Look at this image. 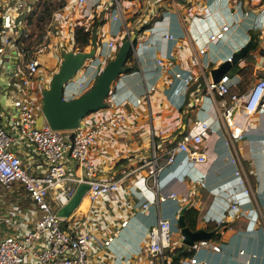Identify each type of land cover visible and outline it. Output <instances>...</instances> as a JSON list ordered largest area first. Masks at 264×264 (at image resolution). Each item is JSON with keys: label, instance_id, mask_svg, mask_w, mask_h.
<instances>
[{"label": "crops", "instance_id": "crops-1", "mask_svg": "<svg viewBox=\"0 0 264 264\" xmlns=\"http://www.w3.org/2000/svg\"><path fill=\"white\" fill-rule=\"evenodd\" d=\"M10 1L8 5L13 4ZM94 1L87 0L86 9L68 5L60 10L53 25L59 36L51 35L52 47L39 55L46 85L59 71L66 54L93 53L67 84L64 94L67 100L88 92L106 64L116 57L123 41L129 38L119 34L123 26L120 20H113L111 0H102L106 3L100 5H94ZM30 11L29 5L26 12ZM135 11L129 4L126 13L134 15ZM132 22L133 48L125 63L129 69L113 82L104 110L84 119L90 123L93 116L106 112L130 116L125 125L101 137L92 149L100 178L124 176L125 179L114 193L95 200L86 195L64 220V226L71 232H89L97 237L92 243L94 264H162L161 259L148 252L149 231L160 219L173 223V240L166 250L165 264H191L194 255L207 264H264V106L248 117L237 113L234 126L229 127L221 117L217 96L205 92L207 81L214 80L212 71L248 43L249 50L236 63L232 62L226 72L231 78V88L237 93L248 91L264 76V0H201L200 3L195 0L192 8L181 7L179 13L168 14L156 24L146 22L139 27L136 21ZM225 24L231 25L227 36L209 43V33ZM78 28L91 33L89 43L75 50ZM166 32L175 33L179 40L165 39ZM111 38L117 45L112 53L108 47ZM204 46L208 49L201 56L200 65H191L192 55ZM19 60L18 52L13 50L7 61L9 65L0 70V120L4 124L9 118L5 91L12 74L8 69L13 62L14 72ZM176 71L191 76L193 83L187 86L176 79ZM80 83H85L84 88L80 89ZM47 89L42 90L43 95ZM140 98L142 101L138 103ZM200 120L209 121L214 129L202 145L207 161L194 162L188 153L179 152L175 162L166 165L159 174L158 192L148 189L146 178L153 170L149 161L154 152L159 162H163L168 150L185 134L198 131ZM235 128L242 135L232 138ZM232 156L239 158L249 193L238 185L235 166L230 161ZM69 167L72 175L84 174L74 159L69 160ZM173 192L178 194V199L156 202L158 195L169 196ZM16 199V204L23 202L22 197ZM147 202L150 205L144 207ZM232 203H237L238 208L230 209ZM26 205L0 206L2 236L12 232L7 216ZM182 209L187 225L191 223L193 230L210 233L207 239L220 245L221 251L205 247L195 252L183 243L178 225ZM190 209L188 220L186 211ZM126 219L129 222L123 227ZM15 227L24 230V221L20 220ZM111 235L113 241L105 246L103 241ZM242 250L244 254L240 253Z\"/></svg>", "mask_w": 264, "mask_h": 264}, {"label": "built area", "instance_id": "built-area-1", "mask_svg": "<svg viewBox=\"0 0 264 264\" xmlns=\"http://www.w3.org/2000/svg\"><path fill=\"white\" fill-rule=\"evenodd\" d=\"M29 1L13 0V4L8 5L10 4L8 0H0V70L6 69L9 65L7 61L11 58L13 50L18 52L20 58L8 79L5 91L9 103L7 111L9 118L6 124L0 120V186L9 187L11 194L27 200L26 206L11 211L7 216L9 224L12 225V232L4 236L0 234V264H94L91 260L94 255L92 243L97 237L89 232H71L64 226L66 218L59 216L58 211L70 201L81 183L90 184L86 195L93 200L119 189L125 177L100 178L98 176L100 168L92 159V149L101 137L125 125L130 116L106 112L90 117V123H85L87 115L79 127L69 130L55 129L46 119L41 126L37 125L38 118L44 114L42 90L45 88L39 55L52 47L51 35L58 36L59 32L49 29L38 45L31 48L25 45L22 38L28 20L25 12ZM194 1L111 0L115 11L113 20H120L122 23L123 28L119 34L124 33V37L132 38L131 22L135 17L134 21L139 27L146 22L156 24L164 20L168 14L179 13L181 7L192 8ZM104 3L106 2L102 0L94 1V5ZM86 4L87 0H66V6H82L86 9ZM129 4L136 8L134 15L126 13ZM230 30L231 25L225 24L220 29L212 31L208 35L209 43L223 40ZM163 36L173 41L180 38L172 32H166ZM108 47L111 53L116 50L114 38L108 41ZM207 49L208 47L204 46L197 54H193L190 59L191 65H200L201 56L207 53ZM228 61H232V56ZM158 62L163 63L161 59H158ZM174 74L176 79L184 81L187 86L193 83V78L182 71H176ZM230 80V75L225 73L217 81H207L205 92L217 96L222 119L229 127H233L237 113L248 117L264 106V76L260 77L248 91L241 93L233 92ZM84 86L85 83H80V89ZM154 89L155 86H152L151 90ZM141 101V98L137 100L138 103ZM197 124L198 131L194 134H185L178 144L168 150L163 162H159V157L154 152L149 161L153 164V170L146 178L148 189L158 192L159 174L166 165L175 162L179 152L188 153L189 159L194 162L207 161V154L202 145L214 130L213 124L206 120L197 121ZM241 135L239 128L231 132L232 138ZM70 159L76 160L84 169L83 175H72L69 171ZM230 161L235 166L234 175L238 185L244 187L245 193H249L248 180L240 167L239 158L232 156ZM168 198L178 199V194L173 192L169 196L158 195L156 202H164ZM149 205L147 202L143 206ZM237 208V203L230 205V209ZM32 219H35V223H32ZM20 220L24 221V230L15 227ZM128 222V219L124 220L122 226L125 227ZM114 235L109 236L103 244L110 245ZM172 240L173 223L169 219H160L149 231V254L161 259L162 264H165L166 250L171 247ZM205 247L221 251L220 245H215L208 239L198 240L189 246L195 252ZM240 253L244 254L245 251L242 250ZM190 263L207 264L195 255L190 259Z\"/></svg>", "mask_w": 264, "mask_h": 264}, {"label": "water", "instance_id": "water-1", "mask_svg": "<svg viewBox=\"0 0 264 264\" xmlns=\"http://www.w3.org/2000/svg\"><path fill=\"white\" fill-rule=\"evenodd\" d=\"M132 48L133 39L124 40L116 57L110 60L102 70L96 84L88 92L72 100H67L64 96L66 86L85 62L93 57V53L74 54L71 52L66 54L59 71L51 79L49 89L44 92V114L38 118L37 125L41 126L46 119L55 129H74L81 125L82 120L87 115L105 108V99L111 92L113 82L120 74L129 69V67H125V63ZM249 48L250 43L234 53L232 61L227 60L214 69L212 71L214 80H219L231 68V63H236ZM11 65L12 67L8 69L10 74L13 73V62H11ZM89 189L90 184H79L70 201L58 211L59 216L69 217L80 205ZM178 225L181 228L185 245L191 246L194 242L207 239L210 236V233L204 229L193 230L187 225L185 209H182L180 213Z\"/></svg>", "mask_w": 264, "mask_h": 264}, {"label": "rangeland", "instance_id": "rangeland-1", "mask_svg": "<svg viewBox=\"0 0 264 264\" xmlns=\"http://www.w3.org/2000/svg\"><path fill=\"white\" fill-rule=\"evenodd\" d=\"M29 5L31 6V11L26 12L25 14L28 20L27 24H25V28L23 29V42L28 48H31L32 46H36L40 42H42L44 32H47L49 29L54 30L53 25L57 19L59 11L66 7V0H30ZM29 27L31 30L28 31L27 29ZM40 37L41 40L39 39ZM75 39L76 42L74 43V45H76L77 43V46H75L74 49L77 50L84 48L82 38H78L77 29L75 32ZM45 87L49 88L50 83H47ZM16 198V196L9 192V187L0 186L1 207H7L17 204L21 205L22 203L20 202L16 204Z\"/></svg>", "mask_w": 264, "mask_h": 264}, {"label": "trees", "instance_id": "trees-1", "mask_svg": "<svg viewBox=\"0 0 264 264\" xmlns=\"http://www.w3.org/2000/svg\"><path fill=\"white\" fill-rule=\"evenodd\" d=\"M90 33L91 32H89V31H85L84 28H78L77 29L78 38L79 37L82 38L84 46H86L89 43ZM129 57H131V53L129 54ZM22 203L26 204L27 200L23 199ZM191 211H192L191 209L186 211V216H187L188 220H189V216H190ZM189 227L192 229V228H194V225L190 223Z\"/></svg>", "mask_w": 264, "mask_h": 264}]
</instances>
